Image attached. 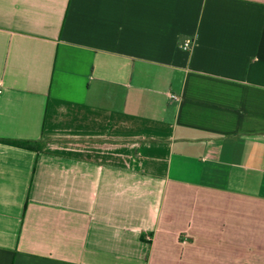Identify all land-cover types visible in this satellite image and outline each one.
I'll return each instance as SVG.
<instances>
[{"label": "crops", "instance_id": "obj_1", "mask_svg": "<svg viewBox=\"0 0 264 264\" xmlns=\"http://www.w3.org/2000/svg\"><path fill=\"white\" fill-rule=\"evenodd\" d=\"M3 139L0 264H264V0H0Z\"/></svg>", "mask_w": 264, "mask_h": 264}, {"label": "trees", "instance_id": "obj_2", "mask_svg": "<svg viewBox=\"0 0 264 264\" xmlns=\"http://www.w3.org/2000/svg\"><path fill=\"white\" fill-rule=\"evenodd\" d=\"M1 143L23 148V149H28V150H33V151H41V144L33 141H18V140H10V139H3L0 140Z\"/></svg>", "mask_w": 264, "mask_h": 264}, {"label": "built area", "instance_id": "obj_3", "mask_svg": "<svg viewBox=\"0 0 264 264\" xmlns=\"http://www.w3.org/2000/svg\"><path fill=\"white\" fill-rule=\"evenodd\" d=\"M191 45H192V41H191V40H187V41L183 44V49L188 51V50L191 49Z\"/></svg>", "mask_w": 264, "mask_h": 264}]
</instances>
